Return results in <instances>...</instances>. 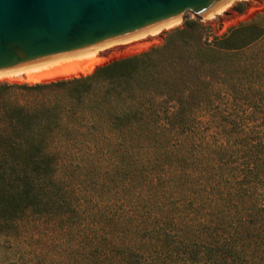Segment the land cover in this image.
<instances>
[{"label": "trees", "instance_id": "trees-1", "mask_svg": "<svg viewBox=\"0 0 264 264\" xmlns=\"http://www.w3.org/2000/svg\"><path fill=\"white\" fill-rule=\"evenodd\" d=\"M262 37L185 20L87 74L0 80V236L34 218L77 264H264Z\"/></svg>", "mask_w": 264, "mask_h": 264}, {"label": "water", "instance_id": "water-1", "mask_svg": "<svg viewBox=\"0 0 264 264\" xmlns=\"http://www.w3.org/2000/svg\"><path fill=\"white\" fill-rule=\"evenodd\" d=\"M254 0H0V78L126 48Z\"/></svg>", "mask_w": 264, "mask_h": 264}, {"label": "rangeland", "instance_id": "rangeland-1", "mask_svg": "<svg viewBox=\"0 0 264 264\" xmlns=\"http://www.w3.org/2000/svg\"><path fill=\"white\" fill-rule=\"evenodd\" d=\"M262 10H264V0H254L208 23L201 22L194 18L189 20L198 21L209 26L212 35H221L226 32L229 27L239 22L252 20L264 25V16L254 17L257 12ZM182 24L183 22L126 48L98 55L97 57H100L102 61L96 64L87 73L93 71V69L100 64L116 58L129 56L147 50L151 46L161 44L166 31ZM252 49L256 55L262 52L264 53V37H262ZM87 73H80L79 75ZM79 75L57 76L41 81ZM262 75L264 76V72ZM0 80L10 82H39L27 80L25 74L4 77L0 78ZM254 117L263 118L264 112L255 114ZM65 173L72 175L73 183H83L95 181V175L98 174V170L74 168L65 170ZM33 219L34 218H25L20 221L15 235L0 236V264H77L79 247L83 245H79L78 241L73 236L60 238V235L53 234L47 230V227L43 223L40 224V222H36ZM82 250H84V247Z\"/></svg>", "mask_w": 264, "mask_h": 264}, {"label": "bare ground", "instance_id": "bare-ground-1", "mask_svg": "<svg viewBox=\"0 0 264 264\" xmlns=\"http://www.w3.org/2000/svg\"><path fill=\"white\" fill-rule=\"evenodd\" d=\"M100 57H91L88 59L80 60L70 64L62 65L48 70H41L39 68L29 70L26 72L18 73L11 76H16L19 74H25L27 80L31 81H41L48 78H53L57 76H68V75H79L80 73H87L90 71L96 64L101 62ZM9 77V76H7Z\"/></svg>", "mask_w": 264, "mask_h": 264}]
</instances>
